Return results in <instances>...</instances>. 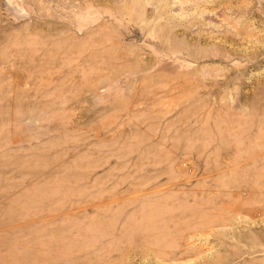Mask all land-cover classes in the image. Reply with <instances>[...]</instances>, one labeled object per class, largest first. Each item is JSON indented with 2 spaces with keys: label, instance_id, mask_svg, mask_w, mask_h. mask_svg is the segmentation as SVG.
Returning <instances> with one entry per match:
<instances>
[{
  "label": "rangeland",
  "instance_id": "1",
  "mask_svg": "<svg viewBox=\"0 0 264 264\" xmlns=\"http://www.w3.org/2000/svg\"><path fill=\"white\" fill-rule=\"evenodd\" d=\"M0 264H264V0H0Z\"/></svg>",
  "mask_w": 264,
  "mask_h": 264
}]
</instances>
